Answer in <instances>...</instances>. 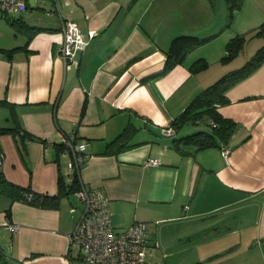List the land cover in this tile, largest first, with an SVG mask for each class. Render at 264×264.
I'll list each match as a JSON object with an SVG mask.
<instances>
[{"label":"crops","instance_id":"obj_1","mask_svg":"<svg viewBox=\"0 0 264 264\" xmlns=\"http://www.w3.org/2000/svg\"><path fill=\"white\" fill-rule=\"evenodd\" d=\"M25 3L13 16L0 14V127L22 129L0 135L5 177L57 194L59 173L67 184L73 178L63 139L85 142L79 181L107 194L114 226L147 223V264H264V63L229 87L228 102L217 108L234 122L221 143L228 160L221 145L175 141L210 127L187 122L172 134L162 131L231 70L233 59L221 62L226 43L264 20V0H243L230 25L225 0ZM173 9L175 25L168 23ZM65 20L75 21L87 41L73 61L60 52ZM182 33L213 37L164 70L171 39ZM198 58L213 68L192 72ZM127 126L129 146L107 152ZM83 208L74 193L45 207L0 193L7 264H74L79 258L73 248L69 254L68 236Z\"/></svg>","mask_w":264,"mask_h":264},{"label":"trees","instance_id":"obj_2","mask_svg":"<svg viewBox=\"0 0 264 264\" xmlns=\"http://www.w3.org/2000/svg\"><path fill=\"white\" fill-rule=\"evenodd\" d=\"M213 3L214 0H209ZM228 10L227 25H230L235 10L239 9L242 5L243 0H225ZM5 16V15H4ZM13 16V15H10ZM13 23V22H12ZM250 35L260 36L264 38V21H262L258 26L251 30ZM246 33H237L232 36L226 43V54L221 58V62L226 63L234 59L243 49L247 41ZM213 35L201 37L194 34H179L171 39L169 48L167 50V58L164 65V70L171 68L176 63L182 61L186 53L192 48L209 41ZM262 63H264V45L257 48L255 53L243 63L238 68L231 69L218 77L211 84L203 88L188 104L187 106L175 116L169 126L177 131L183 124L190 122L196 123L201 119L208 120L207 124L210 126V130H198L178 139H175L177 143H191L197 145L199 148H206L210 146H222L228 138L230 137L234 122L222 116L217 108L218 106L228 102L226 96V91L234 83L245 78L255 69H257ZM208 66V63L203 58H198L195 60L190 69L192 72H197L204 70ZM22 130L19 126L10 127H0V135L12 132V131ZM129 126L125 127L123 131L111 142L108 143L106 151H111V146L117 144L116 149L123 148V146H129L126 143V136L130 134ZM25 136V131L23 132ZM28 138H33L29 137ZM25 140V138H24ZM42 141H45L41 138ZM63 147V145H61ZM65 147V145H64ZM0 152L2 150L0 149ZM3 153V152H2ZM2 164H0V193L9 197L11 202L14 201H25L34 205H39L42 207L48 205H54L57 200L62 195H67L69 193H74L80 184L78 175L75 173L73 175L70 184H67L63 178V175L59 173L58 175V192L54 195L42 194L35 192L29 186H20L9 181L1 169ZM10 209H6V214L9 215ZM8 258L0 249V263L7 264ZM15 264H24L23 262H15Z\"/></svg>","mask_w":264,"mask_h":264},{"label":"built area","instance_id":"obj_3","mask_svg":"<svg viewBox=\"0 0 264 264\" xmlns=\"http://www.w3.org/2000/svg\"><path fill=\"white\" fill-rule=\"evenodd\" d=\"M26 9L25 0H0V14L14 15ZM63 42L60 48L65 60H75V50H82L87 43L80 27L75 21L62 22ZM93 31L88 36L92 37ZM167 134H172V127L162 128ZM65 149L71 155L70 170L78 175L79 169L86 158L84 152L86 143H73L63 139ZM222 155L228 160L229 150L223 144ZM4 154L0 152V164ZM149 163L158 164L159 160L148 159ZM78 200L84 203L73 231L69 234V254L72 248L77 251V257L83 264H147L146 236L147 223L134 221L127 227H116L112 223L109 207V197L100 188L89 187L80 182L74 192ZM187 207V206H186ZM16 224H10L11 230L17 229Z\"/></svg>","mask_w":264,"mask_h":264},{"label":"rangeland","instance_id":"obj_4","mask_svg":"<svg viewBox=\"0 0 264 264\" xmlns=\"http://www.w3.org/2000/svg\"><path fill=\"white\" fill-rule=\"evenodd\" d=\"M219 2H220V0H219ZM172 12V15L171 16H169V20H168V23L169 24H176V20H177V18H176V16H175V11H174V9L171 11ZM262 21H264V20H262ZM261 21V22H262ZM260 22V23H261ZM175 29V28H174ZM182 34H186V33H182ZM253 36V37H252ZM258 38H260V36H255V35H248L247 36V41H246V44H245V47L243 48V50L241 51V54L238 56V57H235L234 59H233V61H232V63L230 64V66H229V68L228 69H235V68H238V67H240L241 65H243V63L245 62V61H247L254 53H255V51L257 50V48L258 47H260V45L262 44V42H256V40L258 39ZM261 40H264V39H262V38H260ZM249 40H251V42H249ZM213 65L212 64H210L209 62H208V66L205 68V69H207V68H213L212 67ZM218 77V76H217ZM216 79V78H215ZM191 124V126H196V128L197 129H202V128H206V129H209V125L205 122V121H201V122H199V123H190ZM76 249L75 248H73V255H75L76 254ZM76 256V255H75ZM76 258V257H75ZM160 263H162L161 261H159ZM74 264H82V262L78 259H75L74 260Z\"/></svg>","mask_w":264,"mask_h":264}]
</instances>
